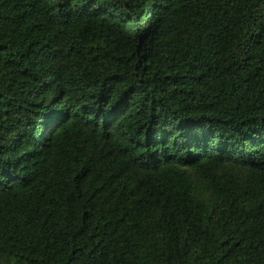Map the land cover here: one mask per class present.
<instances>
[{"label": "trees", "instance_id": "obj_1", "mask_svg": "<svg viewBox=\"0 0 264 264\" xmlns=\"http://www.w3.org/2000/svg\"><path fill=\"white\" fill-rule=\"evenodd\" d=\"M0 264H264V0H0Z\"/></svg>", "mask_w": 264, "mask_h": 264}]
</instances>
